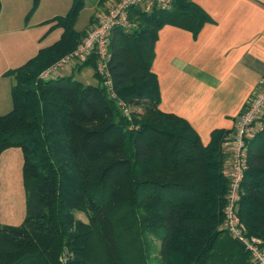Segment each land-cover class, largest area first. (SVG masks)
<instances>
[{"label": "trees", "instance_id": "1", "mask_svg": "<svg viewBox=\"0 0 264 264\" xmlns=\"http://www.w3.org/2000/svg\"><path fill=\"white\" fill-rule=\"evenodd\" d=\"M84 6L73 0L65 15L51 18L63 26L61 38L3 74L14 81L12 108L0 115V156L23 151L26 215L19 225L0 221V264H63L65 252L72 253L67 264H100L103 249L116 264H255L226 225L225 142L235 128L213 130L204 144L186 119L159 108L152 69L163 26L197 36L211 16L193 0L132 7L134 25L111 34L113 97L94 54L80 67L92 64L97 84L74 74L41 77L87 35L75 28ZM135 102L145 112L126 114ZM240 192L246 235L264 246V116L248 140ZM85 208L90 223L77 216Z\"/></svg>", "mask_w": 264, "mask_h": 264}, {"label": "crops", "instance_id": "2", "mask_svg": "<svg viewBox=\"0 0 264 264\" xmlns=\"http://www.w3.org/2000/svg\"><path fill=\"white\" fill-rule=\"evenodd\" d=\"M116 1L92 2L89 22ZM193 1L212 21L197 36L176 25L163 26L155 43L152 69L159 79V108L186 119L207 144L213 130L236 127L264 78V0ZM146 5L141 6L146 9ZM81 65L66 67V71L88 75ZM15 149L21 150L6 152Z\"/></svg>", "mask_w": 264, "mask_h": 264}, {"label": "rangeland", "instance_id": "3", "mask_svg": "<svg viewBox=\"0 0 264 264\" xmlns=\"http://www.w3.org/2000/svg\"><path fill=\"white\" fill-rule=\"evenodd\" d=\"M0 1L2 3L0 11V63L2 65H0V73L23 65L36 56L42 48L51 46L58 41L64 28L62 25H55L56 21L50 20V18L47 19V17L55 14L65 15L73 4V0H39L35 7L34 0ZM92 2H96V0H85V6L80 11L75 25V28L79 31L85 30L88 33L102 14L94 18L91 23L89 22L93 13ZM151 5H146V7L150 8ZM66 67L70 68V66ZM66 67L61 68L59 74L62 76L71 75L70 72L66 71ZM83 68L84 71L89 72L88 75L76 71L74 73L75 79L81 80L85 84H97L98 76L95 74L94 66L89 64ZM3 74L0 78V113H2L1 111L11 110L13 105L12 83L14 79ZM84 75L86 76L84 77ZM55 83L63 84L65 82L58 81ZM127 109L129 115L143 114L145 105L135 102ZM23 165L24 154L22 150L5 151L0 156V221L3 224L19 225L24 221L26 215V188ZM89 214L88 209L85 208L83 212H78L77 216L84 222L90 223ZM247 237L261 242V244L263 243V240L256 235H248ZM95 242L99 241L96 240ZM151 242L155 246L159 244L158 240L156 243V239L153 237ZM152 253L156 255L157 251ZM69 256H72V253L65 252L61 262L67 264ZM88 257L95 261L100 260L93 255ZM99 258H101L100 264H116L111 262L112 257L106 249H103Z\"/></svg>", "mask_w": 264, "mask_h": 264}, {"label": "built area", "instance_id": "4", "mask_svg": "<svg viewBox=\"0 0 264 264\" xmlns=\"http://www.w3.org/2000/svg\"><path fill=\"white\" fill-rule=\"evenodd\" d=\"M172 0H117L106 11H104L88 31L76 49L59 61L47 68L42 78L57 76L59 70L66 66H77L84 59L94 54L97 58V71L104 79V84L115 97L111 73L109 70L110 41L113 29L116 27L128 30L134 23L130 19L132 7L142 4H155L159 7H168ZM124 112L127 114L128 109ZM264 116V78L260 79L257 90L251 95L245 109L237 120L235 131L226 140L225 146L230 151V166L225 170V175L230 178V188L227 195V206L225 208L226 225L231 234L239 238L249 251L255 264H264V246L261 242L249 239L245 233V227L238 213V203L241 195V182L247 164L248 140L254 134L257 125L261 124Z\"/></svg>", "mask_w": 264, "mask_h": 264}]
</instances>
